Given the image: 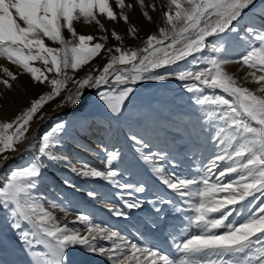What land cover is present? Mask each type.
<instances>
[{
    "label": "snow or ice",
    "instance_id": "obj_1",
    "mask_svg": "<svg viewBox=\"0 0 264 264\" xmlns=\"http://www.w3.org/2000/svg\"><path fill=\"white\" fill-rule=\"evenodd\" d=\"M137 3L142 15L152 22L145 0ZM114 6L120 11H114ZM114 6L110 0H0V57L30 74L34 82L50 85L49 92L32 100L13 120L0 122V168L13 159L5 153L17 151L16 146L27 138L37 113L60 96L69 81L76 90L58 107L83 112L89 89L95 90L93 94L105 107L99 121L94 113H88L74 123L55 122L40 137L36 155L0 173V215L19 232L20 240L30 246L44 245L46 251L33 264H67V252L77 247L104 257L105 264H264V0H167L162 9L165 26L158 29L159 36L149 34L144 47L138 50L107 47L108 30L99 17L128 23L125 9L133 7L125 0H114ZM147 7L156 10L155 4ZM80 21L94 22L105 34H78L74 22ZM65 29L70 40L63 35ZM128 33L135 36L136 28L129 27ZM111 37L121 40L114 29ZM45 39L59 47L49 46ZM230 41L241 48L235 62L249 70L245 79L258 85L255 90L225 70L224 66L233 62L226 46ZM105 51L107 62L93 70L98 74L90 72L79 79L69 75V70L81 69ZM36 61L43 68L35 66ZM181 63L185 65L183 69L178 67ZM166 68L174 70L164 74L158 71ZM2 71L8 78L0 79V83L11 89L10 81H15L17 75L8 67ZM169 77L183 83L198 108L187 152L195 157L202 147L212 149V158L202 171L191 175L169 171L164 161L176 158L163 150L153 154L160 156V162H153L150 155L143 153L125 161L119 150H113L98 157L100 166L87 161L72 163L77 150L91 151L83 138L94 134V128L111 133L112 120L123 114L122 106L134 92L130 83L164 81ZM110 79L122 87L102 88L109 85ZM131 139L147 147L142 138L132 135ZM118 158L120 164H115ZM140 160L151 164L150 178L159 181L162 190L151 191L147 180H138L139 186L134 187L123 179L139 166ZM50 167L68 169L80 178L126 193L127 199L120 196L122 206L117 202L101 204L116 217L127 218L131 213L126 209L142 210L145 204L152 205L137 224L147 232L173 229L175 235H167L175 254L129 239L103 222L96 223L91 213L77 210L72 221L58 223V217L46 205H61L47 199L40 190ZM60 183L73 194L83 196L85 203L109 199L105 193L69 179ZM133 191L151 198L134 199ZM71 203L67 201L62 211H68ZM170 216L180 223L171 224ZM136 231L144 234L139 227Z\"/></svg>",
    "mask_w": 264,
    "mask_h": 264
},
{
    "label": "rangeland",
    "instance_id": "obj_2",
    "mask_svg": "<svg viewBox=\"0 0 264 264\" xmlns=\"http://www.w3.org/2000/svg\"><path fill=\"white\" fill-rule=\"evenodd\" d=\"M110 3L114 6V0H110ZM125 3L129 4L128 0H125ZM153 4L156 5L155 11H152L150 7H147ZM132 5L134 10L132 8L125 9L127 15L129 16L128 23H125L122 20L113 22L107 20L103 16L99 17L101 22L105 25V28L108 30L106 33L108 36V41L106 42L107 47L111 48L114 46H120L125 50L141 49L144 47V40L149 34H156L159 36L158 29L165 26L163 22L159 24L158 21H163L162 14L160 13H162V9L166 7L167 0H145L146 10H148L149 14L153 17L152 22H149L142 15V10L140 9L137 0H134ZM159 9L161 10L159 11ZM114 11L119 12L120 9L114 6ZM158 24L160 27H158ZM131 26L136 28L135 36L129 35L128 33V29ZM74 27L78 34L94 36L105 34L101 32L99 27L94 22L91 24H85L83 21L74 22ZM113 29L121 36L120 41H116L111 37V31ZM63 35L66 39L70 40L72 38L66 29L63 30ZM45 43L52 47H59L58 43L48 41L47 39H45ZM226 46L228 47L233 62L225 65V70L234 75L242 85L255 90L258 85L250 79H245V73L249 70L245 66L235 62L236 55L241 52V48L233 41L227 42ZM107 59L108 53L105 51L103 55L94 58L89 62V64L82 66L81 69L76 70L75 72L69 70V75L74 79H79L90 72L93 75L98 74L93 70L102 68L107 62ZM34 63L35 66L43 68L41 62L36 61ZM3 67H8L10 71L17 75V79L15 81H10L13 85L11 89L5 88L4 85L0 83V122L13 120L17 114L22 112L23 109L30 106L32 100L37 99L41 94L50 91V85L34 82L30 74L24 73L22 69L11 64L4 57H0V79L8 78L2 71ZM178 67L183 69L185 65L181 63ZM173 70V68H166L158 71L161 74H164L167 71ZM46 74L50 77L54 75L53 73ZM128 86L133 87L134 92L131 94L130 99H128L122 106L123 114L120 115L118 119L112 120L111 133H106L103 128H94V134H89L83 138L84 143L91 149V151L77 150L73 153L75 159L72 160V163L80 165L87 161L92 165L100 166L101 161L98 157H100L105 151H113V147H116L117 149L118 145H122L120 140V137L122 136L123 139L126 140L127 146L131 152L128 155L123 151H120L121 155L125 158V161L131 160L134 155L139 158L141 153H143L144 155H150L153 162H160V156L153 154H158L161 150H163L165 154L171 153V155L176 158L175 161L171 160V158L164 161L165 167L169 171L175 170L178 173L188 175L197 171H202V167L207 166L208 161L201 165L197 161V155L193 157L190 152H187V145L191 142L190 133H193L192 125L196 124V114L198 112V108L190 99V94L186 92L183 87V83L178 79L169 77L168 79L160 82L141 80L137 81L135 84L130 83ZM103 87L110 89L112 87L119 88L122 87V85L115 84V82L110 79L109 85L102 86V88ZM75 90L76 85L69 81L66 88L62 90L60 96L47 102L40 109L34 120L30 123L29 130L26 134L27 138L22 140L16 146L17 151H9L5 153V155L12 157L16 152H19L22 142L28 141L27 148L24 150L26 154L18 155L16 159L11 162L8 161L3 168H0V173L7 172L9 169L17 165L24 164L31 156L36 155V146L38 145L40 137L45 131L50 130L51 126L55 122L65 121L74 123L79 121L82 117L88 115V113H94L97 121L101 119L100 114L105 112V107L102 106V102L98 101L97 97L93 94L94 92L87 96L88 104L83 112L80 110L71 112L68 106L58 107L65 97L70 93H74ZM90 90L92 89H89L88 91ZM154 104H159L160 111L162 112V115H164V118H155L153 122L150 119L148 107L152 106L154 108ZM165 105L168 106V111L165 109ZM124 112L127 113L125 114ZM139 112H141L144 116L142 120H137L136 118V115H139ZM42 116L44 117L43 120L41 119ZM185 122H188L187 128L185 127ZM104 128H107V124L104 125ZM198 129L199 125L197 124L196 130L198 131ZM132 135H136L138 139L142 138L147 147L134 142L131 139ZM181 136L183 138H181ZM30 141L33 144L31 148L29 147ZM88 142L90 143L88 144ZM168 143L169 145L166 146ZM93 149L95 152L92 153ZM137 149H139V151H137ZM211 151L212 149L205 146L199 149L198 152L204 153L209 160L212 158L210 155ZM114 163L120 164L119 158ZM121 167H123V165H121ZM150 171L151 164L140 160L139 166L131 169L130 173H126L123 176V179L128 183L133 184L134 187L139 186L136 183L138 180H147L148 187L151 191H156L157 189L162 190V186L159 184V181L150 178ZM64 179L72 180L81 187L88 189L95 188L98 192L105 193L109 199L107 201L102 200L94 204L85 203L83 196L80 194H73L72 191L60 183V181ZM225 182H227V178ZM53 184L55 187H48V185ZM40 190L46 194L47 199L55 200L61 205L57 208H52L50 205H46L49 207V210L58 217V223L61 225L72 221L77 214V210H79L84 213H91L95 218L94 222L96 223L103 222L104 226H111L114 230H117L120 226L126 230L131 228L132 230H130V233L134 234V223H137L138 218L143 217L145 213L150 212L152 209V205L147 204L146 206L145 204L142 210L132 209L131 211L126 209V211H130L131 213V215L127 218L116 217L107 210L102 209L101 204L103 202H117L118 206H122L123 201L120 199V196L123 195L124 198L127 199L128 196L126 193H122L121 190L112 186H102V182L99 181H93L90 179L85 180L76 176L70 170L63 168L50 167L45 173V180L41 185ZM132 198L145 200L150 199L151 196L146 195L145 193H136L133 191ZM67 201H71L72 203L67 205L68 211H62V208L67 204ZM168 211L169 208L166 207L165 212ZM109 218L112 219V221H109ZM169 222L171 224L180 223V221L175 219L173 216L169 217ZM129 225H133V227H129ZM76 227L81 228V225L77 224ZM138 227L140 228V232L144 233V236L140 237L143 239L140 243L154 245L162 249L164 252L175 254V250L172 246V239L167 235V232H173V229L169 228L167 232H145L143 227ZM189 231H191V229H189ZM120 232L123 233L122 230ZM173 235H175V232H173ZM165 236L167 237V240H163ZM105 243L106 245H110V242ZM17 244L22 248L26 247L24 249H26L27 257L24 256L22 248H18ZM45 251L46 249L42 244L37 245L33 243L30 246L20 240L19 232L11 229L9 227V222L4 218V216L0 215V264H33V261L40 258ZM67 258H71L73 260V264H105L104 257L87 254L78 247L70 249L67 252L66 259ZM68 259L67 264H72V262ZM23 260H26V262Z\"/></svg>",
    "mask_w": 264,
    "mask_h": 264
},
{
    "label": "bare ground",
    "instance_id": "obj_3",
    "mask_svg": "<svg viewBox=\"0 0 264 264\" xmlns=\"http://www.w3.org/2000/svg\"><path fill=\"white\" fill-rule=\"evenodd\" d=\"M134 0H128V3L129 4H131L132 5V2H133ZM162 2V1H161ZM160 6V5H159ZM162 7H164V6H162ZM161 8V7H160ZM132 9H133V7H132ZM134 10V9H133ZM158 10V9H157ZM161 9H159V11H160ZM158 11V12H159ZM160 14H162V13H160ZM161 16V15H160ZM160 16H159V18H160ZM164 23V21H158V23L159 24H161V23ZM159 24H158V27H160L159 26ZM121 133H122V130H121ZM120 140H121V142H122V145H118V147H117V149H116V147H113L112 149L113 150H119V151H123L125 154H130L131 152H130V149L128 148V146H127V143H126V140L125 139H123V137L121 136L120 137ZM28 141H24V142H22V144L20 145V150L19 151H24V150H26V148H27V145H28V143H27ZM90 142H92V141H90ZM90 142H88V144L90 143ZM129 145V144H128ZM169 145V143L166 145V146H168ZM93 152H95V150L93 149L92 150V153ZM91 153V154H92ZM133 154V153H132ZM197 158H198V162L201 164V165H203L204 163H206L207 161H208V157L207 156H205L204 155V153H202V152H197ZM102 193V192H101ZM146 206H147V204H146ZM132 211V210H131ZM138 216V215H137ZM110 219V218H109ZM109 221H112V219H110ZM109 223V222H108ZM134 225L136 226V227H138L137 226V223H134ZM129 227H133V225H129ZM136 227H133V230H134V234H132V233H130V230H132L131 228H127L128 230H126V229H124V228H122L121 226L120 227H118L117 228V230H122L123 231V233H121L122 235H124V236H126L127 238H129V239H133V240H135L136 242H142V238H140L141 236L143 237L144 235H140V234H137L138 232L136 231ZM142 230V229H141ZM146 232V231H145ZM143 233V232H142ZM167 237L165 236L164 238H163V240H167L166 239ZM173 250V249H172ZM25 251H26V249H25ZM167 253V252H166ZM27 254V253H26ZM38 257V256H37ZM68 259V258H67ZM69 261H71L72 262V264H73V260L71 259V258H69L68 259ZM69 264V263H68Z\"/></svg>",
    "mask_w": 264,
    "mask_h": 264
},
{
    "label": "trees",
    "instance_id": "obj_4",
    "mask_svg": "<svg viewBox=\"0 0 264 264\" xmlns=\"http://www.w3.org/2000/svg\"><path fill=\"white\" fill-rule=\"evenodd\" d=\"M154 107H155L157 113H154L150 108H148V109H149L148 112H149L150 119H151L153 122H154V120H155L156 115H157L158 118H160V119H163V118H164V115H162V112L160 111L159 104H154ZM164 107H165V109L168 111V106L165 105ZM124 113L126 114L127 112H124ZM143 117H144V116L142 115L141 112H139V115H136L137 120H142Z\"/></svg>",
    "mask_w": 264,
    "mask_h": 264
},
{
    "label": "water",
    "instance_id": "obj_5",
    "mask_svg": "<svg viewBox=\"0 0 264 264\" xmlns=\"http://www.w3.org/2000/svg\"><path fill=\"white\" fill-rule=\"evenodd\" d=\"M169 80H171V79H169ZM158 82H160V81H158ZM156 83V82H155ZM93 92H95V90L94 89H92V90H90V91H88V95H90L91 93H93ZM22 151V150H21ZM21 151H19V152H16L12 157H13V159H11V160H9L10 162L11 161H13V160H15L16 159V157L18 156V155H21L20 153H21ZM22 252L24 253V256H26L27 257V252L25 251V249L23 248L22 249ZM38 258V257H37ZM25 259V258H24ZM24 262H26V260H23Z\"/></svg>",
    "mask_w": 264,
    "mask_h": 264
}]
</instances>
